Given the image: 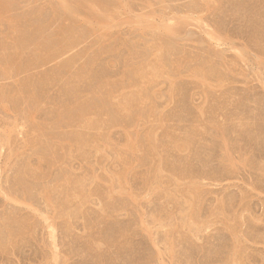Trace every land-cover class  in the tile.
<instances>
[{
	"label": "rangeland",
	"instance_id": "1",
	"mask_svg": "<svg viewBox=\"0 0 264 264\" xmlns=\"http://www.w3.org/2000/svg\"><path fill=\"white\" fill-rule=\"evenodd\" d=\"M0 264H264V0H0Z\"/></svg>",
	"mask_w": 264,
	"mask_h": 264
},
{
	"label": "bare ground",
	"instance_id": "2",
	"mask_svg": "<svg viewBox=\"0 0 264 264\" xmlns=\"http://www.w3.org/2000/svg\"><path fill=\"white\" fill-rule=\"evenodd\" d=\"M3 7H5V6H3Z\"/></svg>",
	"mask_w": 264,
	"mask_h": 264
}]
</instances>
